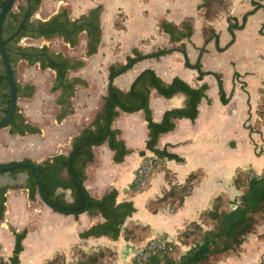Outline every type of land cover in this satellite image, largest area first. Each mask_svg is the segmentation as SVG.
I'll list each match as a JSON object with an SVG mask.
<instances>
[{
    "label": "crops",
    "instance_id": "crops-1",
    "mask_svg": "<svg viewBox=\"0 0 264 264\" xmlns=\"http://www.w3.org/2000/svg\"><path fill=\"white\" fill-rule=\"evenodd\" d=\"M201 1L57 0V7L52 14L63 6L68 9L71 18L86 13L91 7L98 4L102 6L100 13L101 39L98 50L85 58L74 57L84 59V66L70 72V75L82 78L86 85H76L75 93L71 99L73 106L71 114L60 121H57L54 116L55 121L62 124L63 129H58L60 131L58 136H52L46 133L38 121L36 112L28 103H26V108L22 107L24 100L32 102L35 99V86L32 84L34 86L32 96L18 97L17 105H21V109H18L26 118V122L38 127L39 132L20 135L11 134L8 127L1 128L0 163L5 164L25 158L39 163L55 154H67L71 148L72 137L77 135L92 120L102 105V96L106 94L105 91L100 96L101 102L96 109H93L89 122L69 136V149L57 148L58 141L71 131L64 125L77 111L75 100L78 87L88 85V79L84 76V72H89V69H95L104 64L107 75L108 65L114 62L124 63L126 56L132 54V48H137L141 53L147 54L158 49L172 47L174 49L171 52L159 57H146L136 61L130 68L115 76L113 83L120 89L127 90L141 70L151 68L166 82H169L174 76H178L192 87H197L202 83L207 84L206 97L201 98L198 103L196 118L193 121L185 117L174 119V128L171 131L161 133L156 143L158 148L165 147L167 151L182 157L183 161L174 159L163 161L165 169L170 175V180L165 178L164 170L149 172L148 180H146L148 174L146 176L138 175L137 169L140 164L148 155L153 154L144 148L147 138L146 122L142 111L124 112L119 110L111 126L119 130L118 137L123 139L129 152L124 156L122 162L116 163L112 160V151L105 142L100 145H93L94 158L86 164L83 186L92 197L98 198L105 191L115 188L118 191L117 198L119 201L131 200L135 211L125 219L122 228L133 230L136 228L135 225L145 226L146 233L144 236H140L143 238L142 240L158 235H165L166 238L172 240L175 234L188 223L196 221L199 213L209 207L214 198L220 197L222 200L232 202L241 192L234 185L236 173L240 170H251L260 174L264 169V0H240L250 3L243 13L251 11L246 15L245 20L242 18L243 14L240 19L241 13L234 14L230 11L229 0L227 8L229 19L228 16L224 15L226 9L210 21L205 20L202 11L197 8ZM45 4L47 5V0ZM252 15L259 17L256 22L257 34L249 42L246 49L237 52L230 59V71L227 77L228 83H226L223 81L220 71L204 67L201 61L202 54L207 50V46L212 43L215 44L218 51H223L234 44L237 41V31L245 28L249 16ZM49 16L41 19H46ZM218 17L224 18L228 27L231 24L236 26L233 28V39L227 47L218 44L219 33L213 26L214 20ZM119 19H121L119 22L121 28L114 25ZM162 20L169 21L179 28L184 22L189 21L192 25L191 36L178 42H171L167 34L160 31ZM129 23L134 24L138 32L134 38V43L124 47L119 40V35L127 31ZM206 24L212 26L217 37L214 36L204 45L201 35L202 45L199 48L204 46V50L201 54L199 53L200 55L198 54V58L202 70L221 74L223 88L228 96V102L225 104L219 100L218 89L214 96L209 97L207 95L209 82L213 84L211 79H215L212 74L203 75L201 79H198L197 70L193 66L184 65V53L181 51V45L187 51V41L191 39L197 28L201 34V28ZM81 35L85 53L84 32H81L79 37ZM154 36L163 41V43L159 41L161 46L152 42ZM150 42L154 45H149ZM117 43L121 44L122 50L121 53H116L117 56L114 57L113 46ZM144 44L148 45L147 49L144 48ZM218 47H223V49L219 50ZM187 59L191 64L197 60L191 62L188 57ZM51 93H54L55 98L57 92ZM184 101L185 96L182 93H176L170 98H165L152 89L149 94V107L153 120L159 121L166 109L181 107ZM54 104L56 105L55 102ZM56 107L58 112V106L56 105ZM189 144L190 146H188ZM179 147L183 150L189 149L190 153L179 151ZM140 151H143L144 154L140 155ZM198 172L200 173L199 177L192 182L190 190L179 206L171 207V204L164 203L155 212L147 209L146 203L149 199L161 196L174 184H183L190 173ZM155 178L157 180H154ZM25 179V172H18L15 176H12L9 171L0 174V186L7 187L4 214L3 218L0 219V258L3 260H7L12 255L14 245L12 230L16 232L25 230V235L21 241L22 250L18 255V264H45L49 259L68 252L74 246L80 247L82 244L84 247L83 244L105 241V239L113 242L120 238L125 239L122 234L116 240L106 236L80 239L79 232L97 221H102L103 218L100 215L90 216L86 211L78 214L60 213L47 206L40 198H36L34 201L30 200L27 189L24 187ZM132 182L140 187L138 191L130 189L129 186ZM56 193L61 194L66 202L72 200L68 189L58 188ZM141 197L143 199L140 204L152 216L150 222L144 214L139 215L142 221L138 220L137 201ZM125 241L132 242L131 239H125ZM101 247L109 246L105 244ZM239 248L238 258L234 264H253L261 258L264 259V220L256 224L254 231L246 236Z\"/></svg>",
    "mask_w": 264,
    "mask_h": 264
},
{
    "label": "trees",
    "instance_id": "trees-1",
    "mask_svg": "<svg viewBox=\"0 0 264 264\" xmlns=\"http://www.w3.org/2000/svg\"><path fill=\"white\" fill-rule=\"evenodd\" d=\"M4 1L0 0V7ZM41 2L42 0H16L7 11L3 20L1 40L4 43L14 74L17 97H31L34 89L32 84H21L16 80L15 70L18 61L23 60L29 65L37 64L40 69L53 71V79L49 90L57 92L54 98V102L58 106L55 118L60 121L73 112L71 99L75 93L76 85H86L82 78L70 75L71 71H76L84 66V59L70 57L62 52L52 50L45 44L40 46L22 45L20 40L22 38L50 40L58 37L68 46L74 47L79 42L80 33L84 32V54L85 56H90L97 52L101 39L100 13L102 6L98 4L91 7L86 13L76 18H71L68 9L62 6L48 18L41 19L35 16ZM228 6L229 0H202L197 8L202 11L203 18L210 21L221 11L226 10ZM250 12L243 14L242 18L245 20L246 15ZM234 27H236L235 24L229 25L231 39L228 44L233 39ZM160 31L167 34L171 42H178L191 36L192 25L189 21H186L179 28L169 21L162 20L160 22ZM201 35L204 45L214 36L217 37L214 29L209 24L201 28ZM173 49L172 47L163 48L143 54L137 48H132V54L126 56L124 63L114 62L108 65L107 78L110 83L109 86L107 83L106 94L102 96V105L92 120L71 139V147L81 141H85V143L72 154L69 160V170H66L68 153L55 154L36 163L41 176L42 192L52 205L63 210H79L85 205L83 192L77 184V180L83 184L86 164L94 158L92 143L98 142L103 136L109 96L111 97V105L108 114L109 126L105 143L112 151V160L116 163L122 162L124 156L129 152L123 139L118 137L119 130L111 126L113 119L118 115L119 110L124 112L142 111L147 128L144 148L156 156V161L152 165L150 173L164 170L165 178L170 180L163 161L165 159L183 161V158L167 151L165 147L158 148L156 146L158 137L161 133L171 131L174 128V119L185 117L193 121L196 118L198 103L201 98L206 97L207 84L202 83L197 87H192L178 76H174L169 82H166L151 68L141 70L132 80L127 90L117 87L113 83V79L130 68L136 61L146 57H159L171 52ZM218 49L222 50L223 47H218ZM199 50L201 54L204 46L200 47ZM181 51L184 53V65L187 67L193 66L198 72V79H201L206 74H212L215 77L219 100L222 104L227 103L228 96L223 88L221 74L202 70L199 58L194 64H191L186 57L183 45H181ZM152 89L165 98H170L176 93H182L185 96L184 104L181 107L166 109L161 119L154 121L149 107V94ZM8 101L7 80L0 59V119L7 112ZM5 127H8L11 134L23 135L25 133L39 132L38 127L26 122V118L19 112L17 106L12 118ZM23 160L31 161L28 158ZM4 171H0V174ZM18 172L26 173L24 187L27 189L28 198L32 201L36 200L38 180L35 170L27 165L9 169V173L12 176H15ZM69 173L77 180L70 176ZM149 174L146 176V180L149 179ZM199 175V172L190 173L183 184H174L161 196L149 199L146 203L147 209L155 212L164 203L173 204V207L179 206L190 190L192 182ZM234 185L241 191L231 202L235 205L234 208L230 210L224 209L221 207L223 200L220 197L214 198L210 206L199 213L198 219L188 223L178 231L173 240H166L163 248L156 250L143 261H137L134 258L132 264H209L211 260L218 261L224 253L238 249L246 236L254 231L256 224L264 220V169L260 174H256L251 170H240L234 177ZM129 187L132 191L140 189L135 182H132ZM6 188V186H0V219L3 218L5 209ZM58 188L68 189L72 200L66 202L61 194L56 193ZM87 196L88 206L86 213L90 216L100 215L103 220L97 221L87 229L79 232L80 239L106 236L116 240L121 234L125 239H143L138 238L139 236L137 237L132 229L122 228L125 219L135 211L131 200L119 201L117 198L118 191L115 188L105 191L98 198L92 197L88 193ZM12 231L14 234L12 255L7 260L0 258V264H18V255L22 250L21 241L25 235V230L20 232ZM194 235L197 236L194 237ZM177 245H180L181 248L178 254L174 255ZM108 249V247H104L100 250L85 253L84 259H77L75 264L97 262L103 257L104 251ZM62 255L54 256L46 261L45 264H58V262L60 264V259L63 260ZM253 264H264V261L260 260Z\"/></svg>",
    "mask_w": 264,
    "mask_h": 264
},
{
    "label": "rangeland",
    "instance_id": "rangeland-1",
    "mask_svg": "<svg viewBox=\"0 0 264 264\" xmlns=\"http://www.w3.org/2000/svg\"><path fill=\"white\" fill-rule=\"evenodd\" d=\"M45 3L46 0H44L41 3L39 9L35 14L36 17L45 18L50 14H52L53 11H55L57 7V0H47V5ZM249 5H250L249 1L241 2L240 0H230V11L234 14L241 13L239 17L241 19L242 14L247 10V7ZM228 12H229L228 9L224 11V15L228 16L229 19ZM258 18H259L258 15L249 16L245 28L243 30L237 31V36H236L237 41L228 47H227L228 44L227 42L229 38H231L228 23L224 18L221 17L216 18L213 22V26L216 29V32L219 33L218 44L223 47L226 45L227 48L223 51H218L214 43L209 44L207 46V50L204 51L201 58L204 67L206 69L220 71L223 76V81L228 83L227 77L229 75L228 72L230 71L229 61L232 57H234L237 54V52L246 49L249 42L255 38V35L257 34L256 22ZM120 20L121 19H119L118 22L114 23V25L118 28L122 27L121 24L119 23ZM136 28L137 27L134 24L129 23L127 31L124 33L123 32L120 33L119 40L122 42V45H124V47H128L130 43H134L135 41L134 38H136L138 32L137 31L138 29L136 30ZM159 41L163 43L162 40L157 39V36H154L152 39V42H156L157 43L156 45L161 46V44H159ZM152 42H150L149 45H154ZM20 44L38 45V46L45 44L55 51L62 52L63 54L70 55L72 57H82V58L86 57L84 54L82 35L79 37L78 44L74 47H69L60 38H53L50 40H45L43 38H37V39L22 38L20 40ZM201 45H202V37L199 28H197L191 39L188 40L186 44L187 46L186 54L188 55L187 57L191 62H195V60L198 58V54L200 53L199 46ZM146 47H148V45L144 44L145 49H147ZM121 50L122 47L120 43L114 44L113 46V53L115 54L114 57L117 56L116 53L118 52L121 53ZM84 76H86L88 79V85L85 87L84 86L78 87L76 100H75L77 111L75 115L71 117L64 125L67 126V128L70 129L71 131L67 136H64L62 139L58 141L56 145L57 148H62L64 150L69 149V145H68L69 136L75 131H77L81 126H84L89 122V120L91 119L93 109H96V107H98V105L101 102L100 96L104 94L106 91L107 75L104 64L101 67H96L95 69L94 68L89 69V72L85 71ZM16 77L19 82H29L35 86L34 89L35 99H33L32 102L30 100H24V104L22 105V107L26 108L27 105L26 103H28V105L31 106L32 110L36 112V116L39 118L38 121L43 126L46 133L52 136H58L60 132L58 129L60 128L63 129V127L62 124L60 123L58 124L54 119V116L57 112V107L54 104V100H53L54 93H51L49 91V86L53 78V71L50 69H40L37 64L29 65L22 60L18 62L16 65ZM211 80H213V84L209 82V90L207 93L209 97H212L211 95L214 96V94H217L216 81L214 78ZM218 103H220L219 100ZM17 106L19 109H21V105L18 104ZM188 146H190V144ZM178 150L181 152L190 153L189 149L183 150V148L179 147ZM154 180H157V178H155ZM37 198H39L38 195ZM142 199L143 197L139 198V200L137 201L138 220L142 221L139 215L144 214L145 218L148 219V221L150 222V220H152V216L150 213H148L145 210L143 205L140 204L142 203L141 202ZM232 204L233 203H231L230 200H223L221 207L230 210L232 209L231 207ZM173 206L174 205L171 204V207ZM207 224L209 223L207 222ZM135 227L136 228L133 229V233L137 237L139 236V238L140 236H144V234L146 233V228L140 227V225H135ZM196 236L197 235H194V237ZM156 239H162L165 241L171 240L166 237L164 238L163 235H158L155 237H148L145 240L131 239L132 242L125 241V239L123 240L121 238L115 242L108 239H105V241L101 240L97 242H90L83 244L84 247H82V244L80 247L79 246L72 247L68 252L62 255L63 260L60 259L61 261L60 264H75L77 262V259L78 260L84 259L85 253L87 254L94 250H98V249L100 250L103 248L101 246L105 244L109 246L108 247L109 249L104 251L103 257H101L97 262L90 264H132V260L134 258L137 261H143L150 254L160 249L157 247L152 249L148 248L150 242ZM91 248H93V250H91ZM180 248H181L180 245H177L175 247L174 255L178 254ZM239 251L240 248L236 250L228 251L227 253H224L218 261L211 260L209 264H234V261H236V258H238L237 255ZM260 260L264 261L263 258H261Z\"/></svg>",
    "mask_w": 264,
    "mask_h": 264
},
{
    "label": "water",
    "instance_id": "water-1",
    "mask_svg": "<svg viewBox=\"0 0 264 264\" xmlns=\"http://www.w3.org/2000/svg\"><path fill=\"white\" fill-rule=\"evenodd\" d=\"M16 0H5L4 3L2 4V6L0 7V59H1V63H2V67L5 73V77L7 80V87H8V108H7V112L4 115V117L2 119H0V129L5 127L8 122L10 121V119L12 118L16 106H17V92H16V84H15V78H14V74L9 62V59L7 57L6 51H5V46L4 43L1 40V26L3 23V20L5 18V15L7 13V11L9 10V8L15 3ZM110 81H108V86H109ZM110 105H111V97L109 96L108 99V106H107V112H106V116H105V126H104V132H103V136L102 138L98 141V142H94L92 143L93 145H100L102 143L105 142L106 139V134H107V130H108V114H109V109H110ZM85 143V141H81L78 144H76L75 146L71 147L68 154H67V161H66V170H69V160L72 156V154L74 153V151L79 148L81 145H83ZM144 152L140 151V155H143ZM21 165H27L32 167L36 174H37V194L38 197L50 208H52L53 210L60 212V213H72V214H78V213H82L85 212L88 206V196L86 193V190L83 186L82 183H80L71 173L70 176H72L75 180H77V184L79 185V187L81 188L82 192H83V196L85 199V205L83 206V208L79 209V210H63L60 208H57L56 206L52 205L44 196L42 189H41V176H40V172L39 169L36 165V162L34 161H24V160H18V161H13V162H8L5 164H1L0 165V171L5 170L4 172L9 171L10 168L12 167H16V166H21ZM232 208L235 207L234 204L231 205ZM164 238L166 237L165 235L163 236Z\"/></svg>",
    "mask_w": 264,
    "mask_h": 264
},
{
    "label": "built area",
    "instance_id": "built-area-1",
    "mask_svg": "<svg viewBox=\"0 0 264 264\" xmlns=\"http://www.w3.org/2000/svg\"><path fill=\"white\" fill-rule=\"evenodd\" d=\"M156 161V156L154 154H150L148 155L145 160L140 164V166L137 169V173L138 175H142V176H146L150 170L152 165L155 163ZM165 246V240L162 239H156V240H152L148 246L149 249L152 248H163Z\"/></svg>",
    "mask_w": 264,
    "mask_h": 264
}]
</instances>
